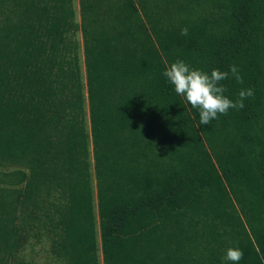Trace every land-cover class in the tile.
Segmentation results:
<instances>
[{
    "label": "trees",
    "instance_id": "1",
    "mask_svg": "<svg viewBox=\"0 0 264 264\" xmlns=\"http://www.w3.org/2000/svg\"><path fill=\"white\" fill-rule=\"evenodd\" d=\"M73 3L0 0V264H264V0ZM177 59L254 96L201 125Z\"/></svg>",
    "mask_w": 264,
    "mask_h": 264
},
{
    "label": "clouds",
    "instance_id": "2",
    "mask_svg": "<svg viewBox=\"0 0 264 264\" xmlns=\"http://www.w3.org/2000/svg\"><path fill=\"white\" fill-rule=\"evenodd\" d=\"M180 34L187 35V28H182ZM162 75L173 86L175 93L191 109L197 110L201 125H208L220 115H226L229 109H242L244 100L254 96V89L251 87L239 90L235 101L225 95L227 88L222 81L233 78L238 84L244 83L238 67L234 64L227 71L213 68L208 73L177 59L166 66ZM242 258L243 251L239 247H228L222 257L231 264H239Z\"/></svg>",
    "mask_w": 264,
    "mask_h": 264
},
{
    "label": "rangeland",
    "instance_id": "3",
    "mask_svg": "<svg viewBox=\"0 0 264 264\" xmlns=\"http://www.w3.org/2000/svg\"><path fill=\"white\" fill-rule=\"evenodd\" d=\"M77 0H74L76 14V20L79 21V14L77 10ZM78 42L81 41V35L78 31L75 35ZM100 253V245H98ZM49 241L46 237H43L40 242L32 241V244L27 247L26 251L23 252L27 258L31 259L32 264H60L50 253H49Z\"/></svg>",
    "mask_w": 264,
    "mask_h": 264
}]
</instances>
